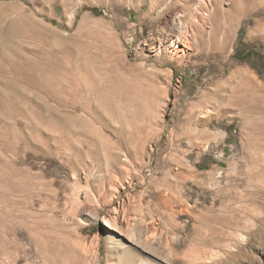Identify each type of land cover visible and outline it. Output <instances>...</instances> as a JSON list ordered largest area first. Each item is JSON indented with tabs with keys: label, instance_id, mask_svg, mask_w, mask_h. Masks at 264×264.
<instances>
[{
	"label": "rangeland",
	"instance_id": "1",
	"mask_svg": "<svg viewBox=\"0 0 264 264\" xmlns=\"http://www.w3.org/2000/svg\"><path fill=\"white\" fill-rule=\"evenodd\" d=\"M196 3L0 0V264H264V0Z\"/></svg>",
	"mask_w": 264,
	"mask_h": 264
},
{
	"label": "bare ground",
	"instance_id": "2",
	"mask_svg": "<svg viewBox=\"0 0 264 264\" xmlns=\"http://www.w3.org/2000/svg\"><path fill=\"white\" fill-rule=\"evenodd\" d=\"M196 1V0H195ZM214 0H197V3L196 5L194 4L192 6V8H194V10L198 9L199 7H201V4H205V5H211V3L213 2ZM198 10H196L197 12ZM184 17L183 16V12H181L180 15H178V19L179 22H183V20H181V18ZM190 17V16H189ZM183 19V18H182ZM197 21V20H196ZM186 32V31H185ZM174 37L175 35L173 34H169V37H164V36H160L159 38L156 37V38H149L148 41H146L145 45L147 47V50L148 51L146 53V55H151L152 53H155V54H161L162 53V48L164 49L168 44H170L169 48H171L172 50L171 51V55L175 56V55H178L180 57H185V52L184 50L182 49L183 45H182V42L179 43V38L178 37H175V40H177L175 42L174 40ZM193 39H195L197 41V43L199 44H202L204 42V39H203V35L202 33L200 32L199 28L194 30V35H192ZM192 39V40H193ZM175 42V43H174ZM157 44V45H156ZM188 44V43H186ZM167 51V49H166ZM169 52V50L167 51Z\"/></svg>",
	"mask_w": 264,
	"mask_h": 264
}]
</instances>
